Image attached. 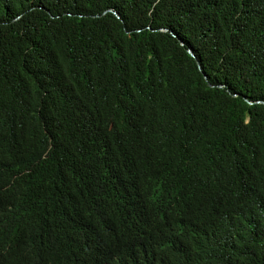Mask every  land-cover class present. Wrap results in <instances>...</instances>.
<instances>
[{
    "label": "trees",
    "instance_id": "16d2710c",
    "mask_svg": "<svg viewBox=\"0 0 264 264\" xmlns=\"http://www.w3.org/2000/svg\"><path fill=\"white\" fill-rule=\"evenodd\" d=\"M263 102L264 0H0V264H264Z\"/></svg>",
    "mask_w": 264,
    "mask_h": 264
},
{
    "label": "water",
    "instance_id": "95a60500",
    "mask_svg": "<svg viewBox=\"0 0 264 264\" xmlns=\"http://www.w3.org/2000/svg\"><path fill=\"white\" fill-rule=\"evenodd\" d=\"M116 14V13H115ZM119 17V16H118ZM166 30V29H164ZM182 45V43H180ZM187 53L192 57V58H195L193 53L190 51V50H187ZM205 76V75H204ZM206 78V77H205ZM264 103V102H263Z\"/></svg>",
    "mask_w": 264,
    "mask_h": 264
}]
</instances>
